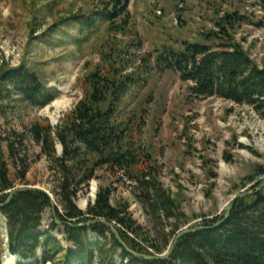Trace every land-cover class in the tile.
<instances>
[{"label":"trees","instance_id":"1","mask_svg":"<svg viewBox=\"0 0 264 264\" xmlns=\"http://www.w3.org/2000/svg\"><path fill=\"white\" fill-rule=\"evenodd\" d=\"M253 1L264 9V0ZM129 4L130 0H101L88 12L63 17L41 38L51 37V31L68 22V26L75 27L76 39H88L106 24L110 32H124L131 19ZM244 20L238 12H227L216 22L219 30L211 34L221 40L218 45L185 41L180 49L164 46L157 50L155 64L162 71H175L182 80L191 81L189 91L194 96H217L246 104L264 118V66L251 57L234 35L237 25ZM130 61L122 49L110 45L102 54V63L86 76L84 97L62 122L54 127L46 120L37 121L27 130L61 175L56 194L64 212L57 210V215L63 222L67 245L52 234L59 226L57 222L41 231L43 213L52 207L46 192L24 190L8 201L15 182L3 143H8L9 158L14 160L20 156L19 147L25 140L16 131L4 134L0 128V204H4L0 213L5 219V226L0 224V264H4L7 251L18 257L16 264H264L261 165L243 179L242 187L252 184L253 192L236 201L226 221L217 225L226 213L205 218L191 225L203 228L182 236L170 257H144L169 251L176 236L193 218L184 210L182 195L164 186L153 159L138 145V114L128 119L118 116L128 94L143 81V70ZM130 67L132 71L128 72ZM13 95L37 107L56 98L38 73L24 63L0 68L1 115L13 107ZM57 144L62 146L61 155L57 153ZM22 161L24 167L19 177L24 181L28 164ZM99 168L123 175L134 184L136 195L160 228L162 244H156L151 233L138 223L128 202L120 200L113 204L110 187H100L87 212L77 206L75 198L80 187ZM92 220L97 221L81 226ZM108 223L115 227L120 239ZM93 234L96 238H92Z\"/></svg>","mask_w":264,"mask_h":264},{"label":"rangeland","instance_id":"2","mask_svg":"<svg viewBox=\"0 0 264 264\" xmlns=\"http://www.w3.org/2000/svg\"><path fill=\"white\" fill-rule=\"evenodd\" d=\"M100 1L0 0V68L24 63L56 95L44 107L31 106L13 95V107L6 115L0 114L2 132L16 131L25 140L14 160L9 158L8 143H3L15 189L37 187L49 192L56 210L64 212L56 194L61 175L27 130L37 121L59 125L84 97L86 76L113 45L143 70V81L128 94L118 116L128 119L138 114V145L153 159L164 186L182 195L184 210L193 218L184 229L225 214L237 194L251 190L252 184L242 187L243 179L257 165L264 167V118L246 104L194 96L189 91L193 83L182 80L175 71L158 69L155 56L164 46L180 49L185 41L218 45L221 40L211 36L219 30L217 20L227 12H238L245 20L237 25L235 38L264 66V9L253 0H130L131 19L124 32H110L106 24L88 39H76L75 27L68 22L51 31V37L41 38L63 17L88 12ZM62 151L57 144L58 155ZM22 159L28 164L24 181L19 177ZM100 187L111 188L114 205L120 200L128 202L138 223L156 244H162L160 228L149 208L123 175L97 169L80 187L77 206L87 212ZM54 221L49 207L43 213L41 231H47ZM0 224L5 226L1 213ZM52 234L67 245L61 224Z\"/></svg>","mask_w":264,"mask_h":264},{"label":"water","instance_id":"3","mask_svg":"<svg viewBox=\"0 0 264 264\" xmlns=\"http://www.w3.org/2000/svg\"><path fill=\"white\" fill-rule=\"evenodd\" d=\"M262 186H264V184L262 185ZM261 186V187H262ZM32 189H38L37 187H28V188H20V189H15V190H13L11 193H10V196H9V198H8V201L16 194V193H18V192H20V191H24V190H32ZM46 192V191H45ZM253 191L252 190H248V191H245V192H240L239 194H237L236 196H235V198L232 200V202L230 203V205L228 206V209H227V211H226V214H225V216H224V218L217 224V225H220V224H222L224 221H226L228 218H229V216L231 215V212H232V209H233V207H234V204L236 203V201L239 199V198H241V197H244V196H246V195H248V194H251ZM47 194H48V196L51 198V201H52V208H53V211H54V216H55V221L57 222V223H59V224H63V222L58 218V215H57V210H56V207H57V204H56V202H55V200L53 199V197L51 196V194L49 193V192H46ZM4 204H0V207H2ZM97 220H92V221H88V222H86V223H83L81 226H87V225H90V224H92V223H94V222H96ZM109 224V223H108ZM109 226L111 227V229H112V231H113V233L116 235V237L118 238V239H120V236H119V233L117 232V230L115 229V227L113 226V225H111V224H109ZM203 227L202 226H197V227H191V228H187V229H184L182 232H180L177 236H176V238L174 239V241H173V243H172V245H171V247H170V249H169V251H167L165 254H163V255H160V256H154V257H152V256H144V257H147V258H161V259H163V258H168V257H170L171 255H172V253H173V251H174V248H175V246H176V243L178 242V240L182 237V236H184V235H186V234H188V233H190V232H193V231H196V230H199V229H202ZM9 253H10V251H8ZM133 252V251H132ZM134 253V252H133ZM11 254V253H10ZM15 256V255H14ZM15 258H16V260L18 259V257L17 256H15ZM23 262H30V261H23Z\"/></svg>","mask_w":264,"mask_h":264},{"label":"bare ground","instance_id":"4","mask_svg":"<svg viewBox=\"0 0 264 264\" xmlns=\"http://www.w3.org/2000/svg\"><path fill=\"white\" fill-rule=\"evenodd\" d=\"M13 261L15 262L16 258L14 255L12 256V254L10 255L9 253L8 256L5 258V262H7V264H10V263L13 264L14 263Z\"/></svg>","mask_w":264,"mask_h":264}]
</instances>
